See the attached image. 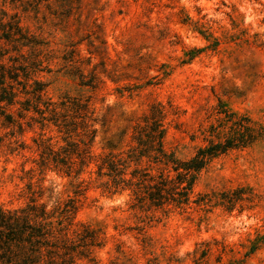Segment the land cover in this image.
<instances>
[{
	"label": "rangeland",
	"instance_id": "374dc122",
	"mask_svg": "<svg viewBox=\"0 0 264 264\" xmlns=\"http://www.w3.org/2000/svg\"><path fill=\"white\" fill-rule=\"evenodd\" d=\"M12 19L37 44L0 39L4 61H37L43 97L67 125L42 121L50 112L19 119L31 96L16 86L21 127L0 115L1 208L44 206L74 242L75 264H264V0H0V37ZM73 98L90 99L91 127L62 105ZM153 106L163 148L179 160L252 138L211 159L183 208L134 207L97 175L98 158L127 149ZM83 139L92 155L83 167L76 154L70 171L44 164L42 141L74 153Z\"/></svg>",
	"mask_w": 264,
	"mask_h": 264
},
{
	"label": "trees",
	"instance_id": "16d2710c",
	"mask_svg": "<svg viewBox=\"0 0 264 264\" xmlns=\"http://www.w3.org/2000/svg\"><path fill=\"white\" fill-rule=\"evenodd\" d=\"M7 27L8 30L2 32L0 39L15 43L18 48L19 45L25 47L37 44L23 32L19 21L12 19ZM4 56L0 52V115L8 123H18L21 127L11 113L14 105L20 103L21 92L16 88L20 85L22 92L30 95L31 99L22 102L24 108L18 112L19 119H25L31 110L41 115L50 112V119L42 116V121H53L58 126H66L67 114L57 111L54 103L44 99V85L34 77L38 69L37 61L17 63L16 58H10L8 63L4 61ZM67 102L69 107L62 103L67 113L73 112L74 118H79L86 124L90 113V99L73 98ZM41 103L44 109L41 108ZM163 116L162 111L153 106L142 124L136 122L132 142L127 149L108 152L98 158L97 175L107 179L102 186L112 194L128 191L134 207L146 204L156 209L168 206L186 207L199 173L211 159L232 149L246 147L252 142L251 137L241 134L223 141L210 142L199 148L192 157L179 160L173 155H167L163 148ZM230 118L233 117L230 115ZM29 119L33 120L34 117L30 116ZM232 125L239 129L245 128L242 122H234ZM91 126L87 125L85 128ZM89 132L90 130H85L84 137ZM91 133L94 134L95 130L91 129ZM79 142L82 144L80 149H76L74 153H66L67 150H54L42 141L39 146L44 148L41 156L44 164L67 167L70 171L71 155L76 154L83 167L92 159V155L88 151L87 141L83 139ZM50 218L45 207L36 204L29 211L0 207V264H75L77 253L74 242L66 234L62 235V228L55 226ZM56 223L61 225L59 220ZM83 239L85 249L90 254L88 247L94 245L97 238L90 234L83 236Z\"/></svg>",
	"mask_w": 264,
	"mask_h": 264
}]
</instances>
